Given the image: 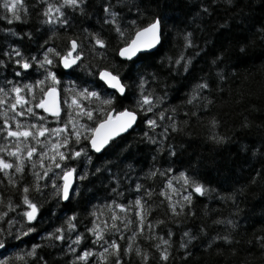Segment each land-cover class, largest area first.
I'll list each match as a JSON object with an SVG mask.
<instances>
[{"label":"trees","instance_id":"16d2710c","mask_svg":"<svg viewBox=\"0 0 264 264\" xmlns=\"http://www.w3.org/2000/svg\"><path fill=\"white\" fill-rule=\"evenodd\" d=\"M48 2L58 4L60 0ZM102 2L86 0L83 12L63 9L69 21L64 26L42 23L45 19L40 14L43 3L24 0L27 15L22 14L20 21L9 24L7 19H0V59L6 61L5 66H0V81L7 77L18 80L16 71L36 80L31 74L39 64L33 63L29 76L27 70L19 69L3 55L11 47L19 48L26 58L34 55L40 61L47 47L64 55L70 48L69 41L75 39L82 58L71 71L63 69L59 57L50 55L55 58L52 69L58 78L72 80L78 87L99 94V99L79 100L82 108L94 113L92 120L87 116H76L79 125L81 121L93 128L105 118L106 112L131 110L139 97L140 76L147 81L145 94L162 97V100L151 113L138 110L137 127L114 140L101 154L90 150L89 142L84 139L88 133L78 144L75 137H70L71 149L85 148L86 154L66 161V166L76 169L77 174L67 201L60 199L57 193V188L62 187L61 179L57 178V187H53L51 176L42 174L46 168L39 165L37 156L46 138H39L40 144L32 140L39 151L31 160L23 157L24 171L16 173L14 168L8 169L7 177L0 172V212H7L0 220V229L5 230L0 235L7 240L6 247L0 248V261H6V264H101L102 249L115 240L120 245L121 264H264V247L255 239L264 237V38L258 31L264 26V0H232L231 4L226 0H215V3L212 0H124L121 21L128 29L126 36L134 31L129 27L132 20H136L137 25H144L159 15L163 26L158 49L140 54L132 61L119 58L118 51L123 42L110 25L103 23ZM132 4L140 8L142 16L138 17L134 10L128 12V6ZM202 5L208 7V14L201 11ZM5 15L10 17L0 8V16ZM6 29L19 35H12ZM184 32L193 33L196 47L184 48ZM24 33H31V37ZM89 33L103 39L106 47L95 45ZM242 45L246 47L244 53L240 52ZM181 52L192 57L187 72L174 64ZM221 52L224 53L223 61L213 65L212 60ZM102 68L119 72L123 82L131 85L125 95L109 90L99 80L98 70ZM45 70L43 68L44 73ZM218 72L223 74V80L219 79ZM202 80L209 83V89L201 91L198 101L186 103L195 85ZM42 86L46 88V85ZM35 88L38 100L42 91ZM5 92L8 94L3 96L5 103L0 105V128L4 127L9 105L15 97L11 88ZM105 99H112V104L104 105ZM65 111L63 108L60 118H65ZM161 112L165 114L164 119L159 117ZM36 114L38 117L29 116L26 122L35 117L44 127H53L56 121L53 116H46L40 109ZM168 117L177 123L178 131L171 130L172 121ZM149 118L156 120L155 129L145 123ZM213 120L215 126L211 123ZM165 127L168 131L161 135ZM145 132L157 143L145 139ZM213 136L223 137V142L217 143ZM9 140L6 131L0 132V146L5 148L0 151V157L12 163L15 158L7 155V149L14 148L16 143ZM168 145L173 146L175 155L169 154ZM169 168L171 172L167 171ZM152 172L156 174L150 175ZM181 172L205 188L201 195L186 184L188 195L191 193L190 203L183 198L174 203L168 192L167 185ZM36 174L42 178L37 180ZM9 178L16 181L15 185ZM37 183L39 192L34 187ZM137 184L141 185L140 189ZM25 186L30 188L29 198L39 206L37 220L30 225L21 215L26 210L22 204ZM137 197L142 201V228L140 218L135 215ZM170 203L177 213L171 211ZM115 204L125 205L127 210L115 208ZM113 213L118 220L112 219ZM73 215L76 227L69 230L66 221ZM9 220L13 221L12 225L7 223ZM129 220L132 223H128ZM26 226L35 231L19 240L6 236L7 230L15 233L16 229L26 230ZM94 226L102 230L100 241L86 231ZM57 228L64 229L63 240L48 237V233ZM185 232L195 239L189 242L188 237L183 236ZM76 235H82L80 244L74 243ZM217 236H227L228 242L214 239ZM160 238L167 240L168 245L161 243ZM181 242L187 247L181 248ZM130 243L131 249L125 255L123 250L129 248ZM33 245L40 247L34 256H29L27 253ZM70 247L75 252L69 251ZM137 247L147 254V261L136 255ZM165 247L169 254L166 262L159 256ZM86 249L93 255L87 261L76 260V256ZM114 259L109 254L108 264H114Z\"/></svg>","mask_w":264,"mask_h":264},{"label":"snow or ice","instance_id":"6c2138e0","mask_svg":"<svg viewBox=\"0 0 264 264\" xmlns=\"http://www.w3.org/2000/svg\"><path fill=\"white\" fill-rule=\"evenodd\" d=\"M227 3L231 4L232 0H226ZM37 4L43 3V11L40 13L45 19L42 20V23L46 24H60L67 26L69 21L66 18L65 11L63 9L65 8H71L80 10L83 12V7H86V0H60L58 4H53L48 2V0H36ZM212 3H215V0H212ZM0 8H3L5 13L10 14V17L0 16V19H7L8 23L11 24L13 21H20L22 19V14L27 15V8L24 5V0H3L2 3H0ZM23 9V13L21 10ZM101 10L104 15L103 23L106 25H110L120 38V40L123 42V46L119 48L118 55L120 57L125 58L128 61H132L134 57H137V54L148 50L153 49L158 44L162 43L163 38V26H162V20L159 15L153 16L147 24L144 25H137L136 20H132L129 22V27L133 28L134 31L131 33L130 36H126V32L128 29L122 26L121 21V13L124 12V0H115V3L112 2V0H103L101 4ZM128 12L135 11L136 15L142 16L143 13L141 12L140 8L136 5L132 4L128 6ZM201 11L205 14H208L209 9L208 7L201 6ZM223 27V26H221ZM5 31H9L12 33V35H19L16 32H12L11 29H6ZM87 31V29H85ZM258 31L262 34V38H264V26H261ZM23 35L31 37V33H24ZM91 38L94 40L95 45H98L100 48H105L106 43L103 39H101L99 36H97L95 33H89ZM183 40H184V48H193L196 47V45L193 44V33L192 32H184L183 33ZM45 44H47V41H45ZM70 48L69 50L64 54L61 55L59 52L56 51L55 48L47 47L45 50H43V59L38 61L36 56H31L30 58L24 57L23 53L20 51L19 48L11 47L9 50L4 51L3 55L8 58L9 61H12L19 69L22 70H28L30 67H32L33 63H38L39 67L44 68L46 65L51 66L53 64V60L50 58V54L53 56L59 57V62L63 65L64 68H69L72 65H75L77 61L81 59L82 53L78 51L79 46L75 39L69 41ZM246 51L245 46H241L240 52L244 53ZM196 55H199V53H196ZM224 58V53L221 52L220 54L216 55L215 58L212 60L213 65H217L218 62H222ZM170 59V63H171ZM192 63V57H186L183 52H181L174 61V64L177 66H181L185 72L189 70V66ZM6 61L3 59H0V66H5ZM99 77L104 83H106L110 88L114 89L115 92L119 93L120 95H125L131 85H127L123 82V78L119 74V72H113L111 70H108L106 68L99 69ZM16 76H20L21 72L16 71ZM220 80L224 79V76L222 73H217ZM152 78L155 80V75H152ZM46 80H51L52 86H49L47 88V91H42V96L38 103L35 104L36 108L43 109L45 112H50L53 117H59L60 109L55 103V97H56V87L55 85L59 83L57 80L56 74L52 71H47L46 74ZM8 83H11L9 81ZM45 81H37L35 85H25V89L29 94H34V88L39 87L40 85L44 84ZM147 83L144 76L139 77V84L137 87L139 88V97L136 100L135 104L133 105L132 109L129 110V108H124L122 111L116 112L113 114L112 112H106L105 115L107 116V119L101 120L94 128H89L81 125L80 127L83 128L84 132L88 133V136H85L84 139L87 140L90 143L91 149H93L95 152L99 153L102 149L105 148L106 145L109 144L110 141H112L115 137L120 136V134L125 133L127 130L133 127V125L136 123L138 118V110L141 112H148L151 113L153 109L156 107V104L162 100V97H154L152 94H145L144 91V85ZM210 85L207 81H201L198 84L195 85V89L193 94L189 96V99L186 101L188 104H192L194 101H198L201 98V91L209 89ZM22 89L17 86H13L11 88V92L15 93L14 101L9 105V107L12 110H15L17 106L23 107L25 104L28 103L26 98L21 95ZM8 93L5 92L4 88H0V105L5 103V100L3 99V96L7 95ZM80 97H83L84 99H91L96 98L99 99V94L95 91H88L87 89H84L80 92H77L74 96H72L71 99V105H75L77 109H79L80 114L87 116L89 120H92L94 118V113L91 110H85L80 106L78 103V99ZM104 105H111L112 99H105L102 101ZM207 103V101H205ZM69 105V107H71ZM27 113L30 115L35 116L36 113L33 112L32 107L27 108ZM24 112H17L13 117L12 120H15L17 115H24ZM192 115H195V112L192 113ZM165 114L163 112L159 113L160 119H164ZM43 120V118H40ZM169 120L172 121L170 127L173 132L178 131L177 123L172 120L171 117H168ZM67 124H72V132L69 134L70 136L75 137V142L78 144L81 140V132L77 128L76 123L69 119L66 122ZM145 123L149 126V128L155 129L157 127V122L155 119H146ZM212 125L215 126L216 121L213 120ZM66 128H55V129H48L44 127L43 123L36 124L33 123L29 127H23L21 124L17 123L16 129L12 130L9 127V120H4V127L0 128V132H7V137H14L17 139V143L14 148L7 149V155L14 157V162L10 163L8 160L4 159L3 157H0V172H4L5 176L7 177L9 174L7 172L8 169H15L16 173H21L24 171L23 169V157H27L28 160H31L33 157V154L37 152V148L35 146H29L27 147L22 154V148L20 143V138L28 139L31 138L32 140H35L36 144H40L41 141L38 139V137H43L46 133H52L59 135L60 133L65 132ZM168 127H165L164 133H161V135H164L167 133ZM144 138L149 140L151 143L155 144L157 141L148 135L147 132L144 133ZM213 140H215L217 143L223 142V137L219 136H213ZM61 147L69 148L67 155L64 151H60L59 149ZM52 149L54 151V155L48 157L51 163L49 165V170H51L52 167L56 169H61L63 171V176L61 179L63 180L62 187L57 188V193L59 195V198L62 200H69L71 197L70 188L72 187V176L73 173L76 171L74 168L69 167H62V164L60 162L67 161L71 158H78L82 154H86L85 148H80L79 151H76L74 149H71V146L69 145V136L63 137V145H61L59 142L52 144ZM160 151L161 149H157ZM168 150L170 155H175L173 151V146L168 145ZM0 151H5V148L3 146H0ZM47 154V147L44 146L42 150L39 152V155L41 157L40 165L43 167V157H45ZM90 159V157L88 158ZM35 167V165H33ZM100 169L97 168V172H99ZM168 172H171L172 169H167ZM155 172L150 173V175H155ZM161 175H164V173H160ZM44 176L48 175V171H45ZM37 180L41 179L42 177L39 174H36ZM181 178H183L185 184H190L192 186L193 192L203 195L205 193V188L200 183H197L195 181H190L188 177L185 176L183 172L180 173ZM84 178L83 176L81 177ZM9 182L13 185H15L16 181L9 178ZM169 188L172 187L171 183L167 185ZM35 191H40V186L37 183L35 186ZM53 187H57L55 183H53ZM141 185L137 184V189H140ZM30 191V188L28 186H25L22 189V192L24 195L22 196V204L26 206V210L21 214L22 219L29 222V225L31 222L37 220V213L39 211V206L34 203L28 196V193ZM115 191V190H114ZM161 194H164L163 192ZM169 200H171L170 197H168ZM187 202H191V193L188 196H185L183 198ZM141 205L142 201L139 197L135 200V206L136 211L135 215L139 219V225L143 226V215L141 211ZM115 208H119L122 211L127 210L125 205L122 204H115ZM171 211L173 213H177L176 208L170 203L169 205ZM183 207V206H181ZM9 208L12 209V204L9 202ZM14 210V209H13ZM7 216V212H0V220L4 219V217ZM75 219V215L72 217H69L66 221L67 227L69 230L75 229L76 225L73 223V220ZM113 220H118L119 217L116 216L115 213L112 215ZM9 225L13 224V221L9 220L7 221ZM128 223H132L131 220L128 221ZM217 223H220V221H217ZM229 224H232V221H228ZM107 227V225H105ZM113 228H116V225H112ZM127 227V225H125ZM139 230V229H138ZM35 229L31 226H26V230L24 228L16 229L15 233L11 229L6 231V236L9 238H14L16 240H19L22 236H26L28 233L34 232ZM63 228H57L54 232L48 233V237L60 241L63 240ZM87 232L91 233L94 237H96V241H100L103 239L102 230L99 229V226H94L93 228L86 229ZM0 233H5L4 229H0ZM169 236L172 235L171 232L168 233ZM133 236H135V233H133ZM184 237H188L189 242L191 240H194L195 237L190 236L188 232H185L183 234ZM161 239V243L164 245H168L167 240ZM214 239H223L225 242H228V237H215ZM258 242H261V246L264 247V237H256L255 238ZM82 240V235H76L74 243L80 244ZM7 240L4 238V235H0V248L6 247ZM40 245H33L32 250H30L27 254L29 256L35 255V250L39 248ZM156 247L159 249V245H156ZM181 248H186L187 245L184 242H181L180 244ZM131 249V243L129 244V248H126L123 250L124 254L126 255L128 251ZM111 250V252H110ZM69 251L75 252L74 248H69ZM120 245L115 241L112 240L107 248L102 249L101 254V264H108V258L109 254L114 257V264H121V258H120ZM187 254V253H186ZM93 252L91 250L86 249L84 252L78 254L76 256V260L78 261H87L88 257L92 256ZM136 255L141 256L144 261H147L148 256L146 253H143L139 247L136 248ZM160 260L161 261H167L169 259L168 249L165 247L163 250L159 252ZM18 259H22V257H17ZM43 258H41L42 260ZM0 264H6V261H0ZM46 264V262H44Z\"/></svg>","mask_w":264,"mask_h":264},{"label":"rangeland","instance_id":"374dc122","mask_svg":"<svg viewBox=\"0 0 264 264\" xmlns=\"http://www.w3.org/2000/svg\"><path fill=\"white\" fill-rule=\"evenodd\" d=\"M50 58L53 60V64H54L55 58L53 56H51V55H50ZM52 65L51 66L46 65L44 67V69H46L45 73L43 72V68L39 67V68L32 69L34 73L31 74L29 72L31 71L30 69L32 67H30L27 70L26 74H29V76L31 74V76H32L31 78H34V79L36 78V80H33V79L30 80V78L26 77L27 75H25L23 73L21 76H19L20 77V78H18L19 81L18 80H14V79L11 80L10 77H7L3 81H0V88H4L7 91L10 88H12L13 86H15L14 84L22 86V88H21L22 91H21L20 94L23 95L26 98V100L28 101V103L23 106V107H26V109H23V107L18 105L15 110H12L10 108L9 112L6 114V117L9 120V127L12 130L16 129L17 123L21 124L23 127H29L33 123L40 124V122H38L37 119L35 118V117H38L37 114L35 115L34 118L31 119V121H29V122H26V121L29 120V116H33V115H30V114L27 113V108L28 107H32L33 108V112L37 113L39 108H36L35 104L39 102L42 94H41L40 98L38 100H36V98H37V90H36V88H34V94H29L27 92V90L25 89V85H35V83L37 81L43 80V81H45L44 85H46V88L43 87L42 85H40L39 88L43 89V91H47V88L49 86H52V82H51V80H46L45 78H46L47 71L54 72V70L52 69ZM71 70H69V71H71ZM9 72H11V69H9ZM3 76H4V71H3ZM38 76H39V78H37ZM56 77H57V75H56ZM1 78L3 79V77H1ZM57 80L59 81V83L56 84L55 86L58 87L59 90H60L62 111H63V108H65L66 109V111H65L66 115H65V118H60V116L58 118L57 117H53V118H55L56 121L53 122V127L51 129L66 128V130H65V132L60 133L59 135L52 134V133H46L44 135V137L46 138V141L44 142V146L47 147V154H46L45 157H43V167L46 168L44 170L48 171V175L51 176V178L54 180L53 183H55V184H56L57 178L61 179V177L63 176V171L61 169H56L54 167H52L51 170H49V166L48 165H50L53 162L50 161L48 159V157L54 155V151H55V150L52 149V144L59 142L61 145H63V137L64 136H69V142H70V137L71 136L69 134L72 132V124L69 123V124L66 125V123H65L69 119H72L76 123L77 128L80 129L81 137H84L87 133L84 132L83 128H81L80 126L83 125L85 127H88L86 124L82 123L81 121H80L81 125H79V123L75 120L76 116H79V117L83 118V117H85V115L80 114L79 109H77L75 105H71L72 96H74L77 92H80V91H82L84 89L78 87L76 85V83H74V81H72V80L60 79L58 77H57ZM9 81H11V83H8ZM82 98L83 97H80L78 99V103H79V100L82 99ZM69 105H71V107H69ZM20 109H23V110L20 111ZM40 111H42V113L46 114V116L49 115L43 109H40ZM17 112L26 113V115H22V116L17 115L16 116V118H18L19 120L22 119V121L17 122L15 120H12V117ZM39 138H42V137H38V139ZM9 141L11 143H17V139L14 138V137H10ZM20 143H21V148H22V154H23L24 149H26L29 146H34L33 145L34 143H33L31 138L24 139V138L21 137L20 138ZM59 150L60 151H64L65 154L67 155V153H68V151L70 149L69 148H65V147H61ZM38 151L39 150L37 148V152ZM37 159H38V162H39V165H40L41 157H40L39 154L37 156ZM60 163L62 164V167H67L66 166V161L60 162ZM42 174H44V172ZM61 182H62V185H63V180L62 179L60 181V184H61ZM170 183H171L172 187L171 188L168 187V192H169V194H171L173 196L172 200H173L174 203L178 202L181 198H184L185 196H188L189 188H187L185 186L186 184L184 183L183 178H181L180 176H175V179L170 181ZM0 260H1V255H0Z\"/></svg>","mask_w":264,"mask_h":264},{"label":"water","instance_id":"95a60500","mask_svg":"<svg viewBox=\"0 0 264 264\" xmlns=\"http://www.w3.org/2000/svg\"><path fill=\"white\" fill-rule=\"evenodd\" d=\"M77 43H78V42H77ZM160 45H161V43L158 44V45H157L156 47H154L153 49H148V50H145V51H142V52L138 53V54H137V57H134L133 60H134V59H137V58L139 57L140 54L150 53V52H154V51H156ZM78 46H79V44H78ZM78 51H79V49H78ZM79 52H80V51H79ZM118 52H119V51H118ZM118 56H119V55H118ZM81 58H82V55H81ZM119 58H121V59H123V60H126L125 58L120 57V56H119ZM80 60H81V59H80ZM80 60H79V61H80ZM79 61H77V63H76L75 65H72V66L69 67V68H64L63 65H62V64H61V65H62V67H63V69H64L65 71H69V70H71L74 66H76V65L78 64ZM98 77H99V74H98ZM99 80H100L103 84H105V86H106L109 90L115 92V90L112 89V88H110L106 83H104V81H102V80L100 79V77H99ZM55 87H56V86H55ZM56 89H57V91H56L55 103H56V105H57V106L59 107V109H60V114H59V116H60L61 113H62V106H61V93H60V90H59L58 87H56ZM115 93H117V92H115ZM117 94L120 95L119 93H117ZM120 96H122V95H120ZM129 110H130V109H129ZM120 111H122V110H120ZM110 112H112L113 114H115L116 112H119V111L112 110V111H110ZM46 113H48L49 115L52 116V114H51L50 112H46ZM105 119H107V116H105V118H104L103 120H105ZM138 121H139V114H138L137 121H136V123L133 125V127L130 128L129 130H127L125 133L120 134V136L115 137L112 141L109 142L108 145L105 146L104 149L101 150V152H99V153L95 152L93 149H91V146H90V143H89L90 150H91L93 153L101 154L106 148H108V147L111 145V143H112L114 140H116V139H118L119 137H121V136H123V135H125V134H127V133H129V132H131V131H133V130L137 127ZM76 178H77V174H76V172H74V173H73V176H72V178H71V179H72V187L70 188V192H71V193H72L73 188H74V186H75ZM64 201H67V200H64Z\"/></svg>","mask_w":264,"mask_h":264}]
</instances>
